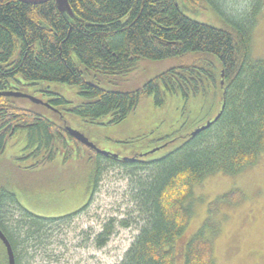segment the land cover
Here are the masks:
<instances>
[{
    "label": "trees",
    "instance_id": "trees-1",
    "mask_svg": "<svg viewBox=\"0 0 264 264\" xmlns=\"http://www.w3.org/2000/svg\"><path fill=\"white\" fill-rule=\"evenodd\" d=\"M215 1L220 0H68L71 17L62 15L54 0L38 6L0 0V91L11 89L13 83L20 85L18 78L31 85L77 87L84 102L68 112L92 124L104 117L110 118L109 124H120L140 106L144 109L149 99L155 107H163L168 97H174L183 102V112L191 102L207 111L203 121L184 120L176 131L149 141L145 151L163 144L162 156L156 158L162 150L143 159L133 153L132 158L140 159L134 162L97 154L66 133L62 166L90 163L93 191L103 162L150 173L137 195L145 226L120 264H215L213 242L206 237L208 223L187 241L182 254L176 252L193 217L187 201L207 177L238 175L264 155V59L252 56L253 33L264 3L247 0L244 11L236 14L226 0L221 1L223 7L215 6L223 10L225 21L218 28L193 20L182 7L196 10ZM62 101L68 104L65 98ZM13 103L18 117L27 121L21 130L27 134L28 148L38 144L50 149L56 128L30 119L33 114H27L19 100L0 98L1 112L11 111ZM219 113L211 128L190 137ZM49 117L60 118L54 111ZM9 141L8 131L3 132L0 157L5 156ZM73 146L77 155L71 152ZM55 155L35 156L42 162L34 167L53 164ZM29 158L17 155L0 163V228L16 264H21L19 248L31 239L39 240L47 223L67 218L36 217L19 203L14 189L26 184L16 176L32 172ZM243 197L235 191L219 200L234 206ZM11 205L22 215L17 225L7 221ZM114 222L106 223L97 235L98 248L114 235ZM0 264H8L1 242Z\"/></svg>",
    "mask_w": 264,
    "mask_h": 264
},
{
    "label": "rangeland",
    "instance_id": "rangeland-1",
    "mask_svg": "<svg viewBox=\"0 0 264 264\" xmlns=\"http://www.w3.org/2000/svg\"><path fill=\"white\" fill-rule=\"evenodd\" d=\"M221 1L203 8L195 7L196 10L186 11V14L201 23L222 27L225 21L223 10H217L215 6L223 7ZM246 2L226 0L228 7L235 10L236 14L244 11ZM182 7L187 8L184 4ZM252 56L254 59H264V6L253 33ZM18 82L30 85L20 78ZM38 88L54 93L49 98L56 99L59 95L66 99L68 104L59 109L72 130L83 134L100 151L123 159L132 158L133 153L142 154L151 144L149 141L176 131L184 120L189 124L201 122L208 115L207 111H202L201 105L196 106L192 102L183 112V102L168 97L163 107H155L152 99H149L144 109L140 106L138 111L120 124H109V117L92 124L68 112L73 106L84 102L78 95L77 87L39 83L36 87L28 86L25 89L32 94ZM13 143L7 146L6 158L10 154L19 155V151L25 147V143L21 142L11 148ZM163 152L157 153L156 158L162 156ZM54 163L61 165L58 159ZM101 169L93 194L90 163L74 162L51 170L16 176L26 184L21 190L14 189L26 211L44 219L67 217L52 224L47 223L39 240L31 239L25 247L23 245L18 249L21 264H120L124 261L145 226L137 195L138 187L146 183L150 173L112 166L106 162L102 163ZM235 191L244 196L239 204L230 206L219 200ZM187 205L193 211V217L176 245L177 253L182 254L187 241L208 223L206 237L213 242L215 264H264V155L256 165L238 175L216 173L207 177L194 187ZM83 206L82 211L74 214ZM7 212V221L17 225L23 220L16 207L11 205ZM111 220L115 221V233L105 247L98 248L95 239L102 227ZM122 222L129 226L122 227ZM214 233L217 236L210 237Z\"/></svg>",
    "mask_w": 264,
    "mask_h": 264
},
{
    "label": "flooded vegetation",
    "instance_id": "flooded-vegetation-1",
    "mask_svg": "<svg viewBox=\"0 0 264 264\" xmlns=\"http://www.w3.org/2000/svg\"><path fill=\"white\" fill-rule=\"evenodd\" d=\"M157 1L158 0H150V2H157ZM17 85H19V84L13 83V84H11V89H7L8 91L7 90L0 91V98H2V99H4V98L13 99V100H15V102H17L19 100L20 104H18V105H21L24 110H28V113L26 112L27 114H30V113H31V115L33 114V116H31L30 119L36 120L38 122H48L49 124H52L56 128V133L55 134L51 133V137H52L51 141H52L54 146L51 145V148L48 149V148H46V145H43V146H41V148H39L38 144H36L32 148H30V149L28 148L30 146V143L28 142V139L26 137L27 134L24 132V130H21L23 128V126H24V123L27 122V121L25 120V117H22V118L18 117V116H20V112H18L17 109H16V107H17L16 103L12 104L13 108L8 113H6V112L2 113L1 112L2 109L0 108V117H2V119H0V135L3 132L8 131V137H10V141L8 142V144L10 142H14L11 145V148L14 145H18L21 142L25 143V147L22 148L19 151V153H20L19 156L20 157H24L25 156V157H28V158L30 157L29 160L27 161V162H30V165H28V167L29 166L32 167L30 171L36 172V171H44L46 169L51 170V169H54L55 167L62 166V161L64 159V154H65V151H64V147H65L64 138L66 137V133L68 135H70L67 130L71 129L69 127V123L64 119L63 113H61L60 109H59L60 106H63V101L62 100L64 98L59 96V95H58V98H56V99L51 98V97L49 98V96H54V93H48L47 89H39V88L38 89H34L33 93L29 94L26 91L25 88L28 87V86L36 87L37 85H31V84L30 85H22V84H20L19 85L20 87L17 86ZM3 92L4 93H8V92L22 93L23 92V94H27L29 96H32L36 100L38 99V101L40 100L41 103L40 104L39 103L35 104L32 101H30L29 99H22V98H15V97H5V96H2ZM55 103L57 104V106L55 105ZM49 111H54L55 113H57L60 116V118L49 117ZM76 142L78 144H80L78 141H76ZM80 145H82V144H80ZM82 146H84V145H82ZM161 147L163 149L165 147V145L163 146V144H161V145H159L156 148L162 150ZM85 148H87V147H85ZM88 149H90V148H88ZM92 151H95V150H92ZM150 151L151 150H147V151H144L142 154H138V156H139L138 158L143 159L144 157H146L150 153ZM71 152L74 153L73 155H77L79 150L75 149V147L73 146V149L71 150ZM53 154H56L55 155L56 159L61 161V165L53 163V164L42 165V166H39V167H34L36 165L38 166V163L42 162L41 160H39L35 156L40 157L41 159H43L44 157H50V155H53ZM8 156H9V158H6L7 157V151H6L5 156L4 157H0V163L3 160L4 161L5 160L8 161V160H10V158L15 157L17 155L12 156L10 154ZM108 158H110V157H108ZM110 159H114V158L111 157ZM125 159L126 160H124L123 158L118 156V158L116 160H119V161H121V160L122 161H130L131 160L132 162L140 160V159L136 160V159L131 158V157H127ZM2 168H4V167H2ZM0 169H1V166H0ZM91 191H92V194H93L94 191L93 190H91ZM92 194H91V196H92ZM91 196H90V198H91ZM90 198H89V200H90ZM85 206H83L81 209H84ZM81 209H79V210H81Z\"/></svg>",
    "mask_w": 264,
    "mask_h": 264
},
{
    "label": "water",
    "instance_id": "water-1",
    "mask_svg": "<svg viewBox=\"0 0 264 264\" xmlns=\"http://www.w3.org/2000/svg\"><path fill=\"white\" fill-rule=\"evenodd\" d=\"M19 1L21 3L27 4V5H34V6H38V5H43L46 4L48 2H51L53 0H16ZM56 3V6L59 10V12L62 15H66V16H74V13L72 11V8L68 2V0H54ZM184 11H190L188 10L186 7L184 8ZM2 96L5 97H15V98H22V99H29L30 101H32L35 104L41 103L40 101L36 100L35 98H33L32 96H29L27 94H23V93H12V92H8V93H3ZM224 110V107H222L221 111ZM221 113H219L213 120H209L206 123H204L202 126H199L198 128H196L193 132L190 133V137L191 138H196L198 135H200L202 132L208 130L209 128H211L213 126V124L215 122L218 121V119L220 118ZM69 134L79 143H81L82 145L95 150L98 154L106 156V157H112L114 159L118 158V155H112L111 153H107V152H103L100 151L93 143H91L89 141V139L87 137H85L83 134L68 129ZM160 149H154L152 151H150V154H154L156 152H158ZM126 160V159H124ZM0 242L3 244V246L6 249V253H7V258H8V264H16V259H15V254L14 251L12 249V246L9 242V240L7 239L6 235L3 233V231L0 228Z\"/></svg>",
    "mask_w": 264,
    "mask_h": 264
},
{
    "label": "bare ground",
    "instance_id": "bare-ground-1",
    "mask_svg": "<svg viewBox=\"0 0 264 264\" xmlns=\"http://www.w3.org/2000/svg\"><path fill=\"white\" fill-rule=\"evenodd\" d=\"M8 91V90H7ZM11 91V90H10ZM13 91V90H12ZM4 93V92H3ZM23 93V92H22ZM38 100V99H37ZM40 101V100H39ZM40 104V103H39ZM48 105V104H47ZM49 107V106H48ZM68 131V130H67ZM81 144V143H80ZM164 146V145H163ZM86 147V146H85ZM88 148V147H87ZM156 148V147H155ZM162 148V147H161ZM152 151V150H151ZM157 154V153H156ZM113 155V154H112ZM111 158V157H110ZM148 158V157H147Z\"/></svg>",
    "mask_w": 264,
    "mask_h": 264
}]
</instances>
